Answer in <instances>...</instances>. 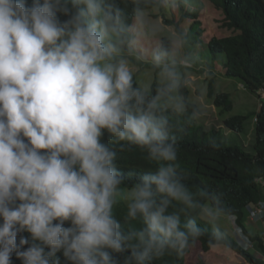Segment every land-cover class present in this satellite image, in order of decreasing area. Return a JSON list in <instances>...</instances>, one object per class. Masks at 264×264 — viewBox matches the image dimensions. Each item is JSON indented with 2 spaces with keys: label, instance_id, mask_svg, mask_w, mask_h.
<instances>
[{
  "label": "clouds",
  "instance_id": "clouds-1",
  "mask_svg": "<svg viewBox=\"0 0 264 264\" xmlns=\"http://www.w3.org/2000/svg\"><path fill=\"white\" fill-rule=\"evenodd\" d=\"M185 3L0 0V264L13 254L22 264H62L58 253L63 264H121V256L122 264H154L184 257L206 235L211 247L222 241V197L186 183L178 131L187 128L170 119L191 126L204 115L201 97L190 102L180 91L188 84L181 69L195 63L182 52L187 37L159 17L174 33L152 51L154 92L134 85L128 58L140 37L158 32L148 12L201 8ZM210 79L216 88L215 73ZM123 151L155 165L130 187L117 164ZM247 210L248 233L229 217L253 253L250 222L264 228V202Z\"/></svg>",
  "mask_w": 264,
  "mask_h": 264
},
{
  "label": "trees",
  "instance_id": "trees-1",
  "mask_svg": "<svg viewBox=\"0 0 264 264\" xmlns=\"http://www.w3.org/2000/svg\"><path fill=\"white\" fill-rule=\"evenodd\" d=\"M207 1L215 6L213 7L216 12L217 10L222 12L224 28L232 32L229 36L217 35L209 40L208 48L211 56L215 60L226 56L225 77L239 80L243 84V88L250 94L260 98L264 97L262 92L264 91V0ZM201 2L203 5L205 4V0H201ZM182 9L183 14L178 22L167 21V23L172 25L176 32L187 37V46H197L203 42L205 33L202 29L203 19L200 15L203 8L195 11L182 5ZM127 11L128 22L131 24L133 17L130 2ZM190 20L193 23L189 24V31H183L181 23L186 21L184 23L186 24ZM169 41L170 38H164L165 44H168ZM132 56V64L139 67V70L133 75L134 85L140 86L139 74L144 69L150 68L151 65L142 63V66H139L136 64L138 58L135 55ZM158 85L159 81L156 79L150 90L154 92ZM180 91L189 99L190 92L187 86L182 87ZM207 99L216 108L213 114L218 115L225 127L229 128L228 130L238 133L244 131L248 116L226 117L234 110L235 104L230 94L216 91L214 79H210L208 82ZM189 101L192 102L190 99ZM170 119L176 124L177 129L187 128L186 131H178V161L180 171L187 177L186 183L194 188L204 186L220 194L228 213L227 216H238L237 224L248 233L247 207L251 204L264 202V188L257 182V179L264 178V99L260 110L255 113V119H257L255 122V153L248 152L244 144L226 143L220 129H208L200 124L199 120L189 126L185 123L184 118H177L170 114ZM144 155L139 151H123L118 154V168L124 175L127 186L130 187L133 182L138 181L142 172L155 167ZM130 172L134 174L130 176ZM123 211L122 206L118 207L116 209L117 216L119 217ZM220 228L223 232V239L215 247L209 245L207 235L201 237L193 246L199 244L203 252H210L214 248L221 249L223 245L243 256L245 264H263L261 259L245 250L232 234L222 227ZM24 235L28 234L24 233ZM250 238L257 242V247H261L264 254V238L262 236H250ZM191 248L184 257L166 256L162 261H155L154 264H191L192 262L187 261L189 259L187 255L190 254ZM127 254L130 253H125V255ZM57 255L61 257L63 264L62 253ZM120 260L122 264L123 256L120 257ZM12 264H22L20 260L16 259L15 254L12 257ZM192 264L211 263L200 257L196 263Z\"/></svg>",
  "mask_w": 264,
  "mask_h": 264
},
{
  "label": "rangeland",
  "instance_id": "rangeland-1",
  "mask_svg": "<svg viewBox=\"0 0 264 264\" xmlns=\"http://www.w3.org/2000/svg\"><path fill=\"white\" fill-rule=\"evenodd\" d=\"M185 5L196 8L197 5L203 6L199 1H189L186 0ZM214 5L208 1H205V7L200 12V15L203 19V30L205 32L204 42L194 46L185 47L182 52L190 53L195 57V63L192 67L187 69H181L183 75L185 73V80L188 82L187 87L191 93L190 100L194 102L196 97L199 96L201 99L197 102L204 115L199 120V123L204 125L208 129L216 128L220 129L223 134V139L226 143L232 145H241L244 144L248 152L255 153L254 144H255V113L258 112L261 108V103L264 97H258L257 95L250 94L246 89L243 88V85L239 80L234 78H226L224 76L225 69L224 63L226 61V56L214 60L211 56L208 48L209 40L217 35L229 36L232 34L231 31H227L223 25L222 12L220 10L215 11ZM182 10L181 7L174 11L169 12L165 8L155 9L154 11L148 12L150 25H155L158 28V32L154 36H143L137 40L135 44V57L136 64L142 66V63H149L151 65V54L153 49L157 46L163 38H170L172 33H174L173 28L163 25L162 19L159 18L164 16L168 21L178 22L181 18ZM187 21V20H186ZM186 21L181 23V29L186 32L189 29V24L193 23L190 20L189 23L184 24ZM184 24V26H182ZM186 30H185V29ZM179 57V53L177 57ZM130 65L133 67V75L139 70V67H136L132 64L133 56H129ZM202 71V72H199ZM211 73L216 75V90L220 93H228L231 95V98L235 104V108L231 113H228L226 117L233 115H245L248 116L245 122V129L242 133L234 132L228 130L223 121L219 119L217 114L214 113V106L207 99V82L211 78ZM141 87H147L151 89L152 84L154 83L155 78H158L157 72L153 69L152 65L150 68L144 69L142 73L139 74ZM159 79V78H158ZM262 95V93H261ZM213 114V115H212ZM264 188V185H263ZM248 220H250L248 218ZM251 221V220H250ZM252 222V221H251ZM250 224L253 226L250 232L251 237L262 236L264 238V228L263 226L257 224ZM220 227L225 229L227 232L235 236L234 225L229 216L225 219H222L220 222ZM237 228V227H236ZM238 230V229H237ZM243 230V228H242ZM257 245V243H256ZM223 246V245H222ZM221 246V249H212L210 252H203L200 249V245L197 244L191 248L190 254L187 255L189 258L187 261L196 263V261L201 257L204 258L211 264H245L246 261L233 250L227 248L226 246ZM258 259H261L264 264V254L261 250V247H257V250L253 252ZM191 263V264H192Z\"/></svg>",
  "mask_w": 264,
  "mask_h": 264
},
{
  "label": "bare ground",
  "instance_id": "bare-ground-1",
  "mask_svg": "<svg viewBox=\"0 0 264 264\" xmlns=\"http://www.w3.org/2000/svg\"><path fill=\"white\" fill-rule=\"evenodd\" d=\"M237 229H238V231H240V230H242V227H241V226H239V227H237Z\"/></svg>",
  "mask_w": 264,
  "mask_h": 264
}]
</instances>
